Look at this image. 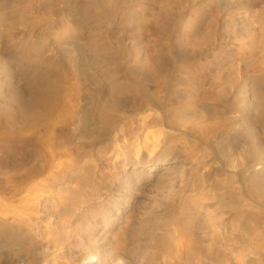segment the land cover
<instances>
[{"label":"rangeland","instance_id":"obj_1","mask_svg":"<svg viewBox=\"0 0 264 264\" xmlns=\"http://www.w3.org/2000/svg\"><path fill=\"white\" fill-rule=\"evenodd\" d=\"M84 4L98 16L87 20L86 31L105 36L108 50L88 47L84 34L50 32L41 60L29 57L24 64L17 45L0 34L7 49L0 57V119L17 115L32 69L51 70L50 61L60 60L77 94L73 114L51 125L50 165L70 154L88 186L63 207L41 202L21 212L25 193L15 192L14 184L23 170L39 165V157L25 153L18 162L0 161V221L33 243L17 253L0 239V264H152L168 213H177L194 194H204L206 206L216 197L227 210L233 199L243 210L264 213V189H244L260 168L252 155L255 141L264 162V103L254 107L251 92L252 80L264 83L257 71L264 59V0H67L55 19L78 26ZM189 20L193 44L182 36ZM38 32L30 30L28 39L35 42ZM148 55L161 64L157 76L142 67ZM111 82L122 91L113 92ZM15 94L13 105L8 97ZM185 103L192 107L190 124L169 121ZM17 215L32 219L22 223ZM257 224L264 237V217ZM238 228L245 232V223L238 221ZM252 252L264 257V238L255 239Z\"/></svg>","mask_w":264,"mask_h":264},{"label":"bare ground","instance_id":"obj_2","mask_svg":"<svg viewBox=\"0 0 264 264\" xmlns=\"http://www.w3.org/2000/svg\"><path fill=\"white\" fill-rule=\"evenodd\" d=\"M66 1L0 0V34L3 32L11 44L17 45L18 57L22 63L26 64L29 57L35 61L41 60L42 55L49 49V47L47 48V41L50 32H58L62 37L84 34L88 47L97 52L109 49L105 36L101 35L100 32L86 31L87 20L98 18L97 14L87 4L83 5L85 8L81 6L84 21L78 26H74L65 20L57 21L55 19L59 5ZM71 2L72 0H68V4ZM75 6L76 4L73 5V10H75ZM112 10L106 13L111 16ZM126 20L128 19L126 18ZM130 20L134 22L133 19ZM135 20L138 22L137 18ZM163 21L166 19H162ZM193 22V20H189L183 28L182 36L187 44L194 42L189 37V31L194 27ZM30 30H39L35 42L28 39ZM233 34L237 35V32L234 31ZM6 53L7 49L2 47L0 41V57ZM147 57L142 64L144 71L149 75H159L161 64L152 55ZM50 62L51 70H30L31 73L28 74L27 79V91L23 93L22 101L17 104V115L12 111L11 114L2 115V119H0V161L12 158L18 162L25 153L39 157L37 160L39 165L23 170V176L14 184L15 192L25 193L21 198L20 209L21 212L26 213L30 204L41 202L49 203L56 208L63 207L66 202L74 201L78 191L84 190L87 184L84 179L79 178L81 166L70 154L67 155L68 161L58 160L53 166L50 165L53 160L49 150V141L52 138L51 125L58 120H65L73 114L77 94V87L67 78L68 76L63 70V63L58 59H52ZM71 63L72 60L69 59L67 65ZM257 71L264 73V59L259 62ZM110 87L115 93L122 91L116 82H111ZM251 92L255 101L254 107L264 103V83L262 81L252 80ZM16 95L8 97V101L12 102L13 105L14 102L17 103ZM189 109H192L190 104L181 105L178 110L171 112L169 121L186 127L193 117L189 115ZM2 113L0 112V115ZM252 147L253 159L257 161L260 168L251 173L252 184L244 189L247 193L257 194L264 189V162H262L263 159H261L262 156L259 152L262 149L261 142H253ZM46 166L51 167L49 173L38 183L28 189L25 188L24 184L37 175H42L47 168ZM232 180L233 186L231 184L229 186L235 190V180ZM206 198L204 194H194L191 196L190 202L177 213H168L164 230L162 229L163 232L158 237L153 249L152 264H230L233 262L234 264H264V257L257 259L252 252L255 239L264 238L258 232L257 224V221L264 217V213L256 214L243 210L231 198L230 204H232L227 210L224 200L220 201L221 198L216 197L211 198V206H206L203 203ZM17 216L22 223L30 222L32 219L31 216L26 218ZM238 221L245 223V232L241 234L239 233ZM0 239H6L12 243L18 251L17 253L28 251L33 246L31 241L25 242L22 232L12 229L7 223L1 221ZM46 246L44 242H39L41 250L48 249ZM61 249H63L61 244L57 245L56 250ZM47 263L50 264L49 260Z\"/></svg>","mask_w":264,"mask_h":264}]
</instances>
